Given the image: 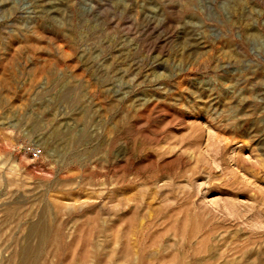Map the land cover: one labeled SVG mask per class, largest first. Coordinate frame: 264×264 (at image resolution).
I'll return each instance as SVG.
<instances>
[{
  "label": "rangeland",
  "instance_id": "obj_1",
  "mask_svg": "<svg viewBox=\"0 0 264 264\" xmlns=\"http://www.w3.org/2000/svg\"><path fill=\"white\" fill-rule=\"evenodd\" d=\"M0 264H264V0H0Z\"/></svg>",
  "mask_w": 264,
  "mask_h": 264
},
{
  "label": "bare ground",
  "instance_id": "obj_2",
  "mask_svg": "<svg viewBox=\"0 0 264 264\" xmlns=\"http://www.w3.org/2000/svg\"><path fill=\"white\" fill-rule=\"evenodd\" d=\"M99 229H100V228H99ZM99 231H100V230H99ZM99 231H98V232H99ZM45 237H46V236H45ZM95 250H96V249H95ZM30 255H31V254H30ZM26 258H27V257H26ZM23 261H24V260H23ZM26 261H27V260H26ZM26 261H25V262H26ZM28 261H30V260H28ZM28 261H27V262H28Z\"/></svg>",
  "mask_w": 264,
  "mask_h": 264
}]
</instances>
